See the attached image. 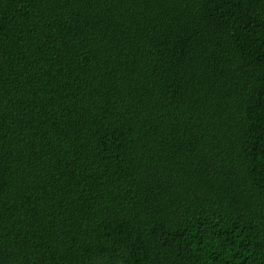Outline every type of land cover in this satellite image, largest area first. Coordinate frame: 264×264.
I'll return each instance as SVG.
<instances>
[{"label":"trees","instance_id":"16d2710c","mask_svg":"<svg viewBox=\"0 0 264 264\" xmlns=\"http://www.w3.org/2000/svg\"><path fill=\"white\" fill-rule=\"evenodd\" d=\"M0 264H264V0H0Z\"/></svg>","mask_w":264,"mask_h":264}]
</instances>
